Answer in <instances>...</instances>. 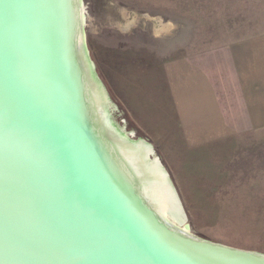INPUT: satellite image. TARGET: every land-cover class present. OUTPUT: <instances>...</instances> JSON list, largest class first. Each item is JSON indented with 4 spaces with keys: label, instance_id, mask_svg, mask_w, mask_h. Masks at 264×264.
<instances>
[{
    "label": "water",
    "instance_id": "1",
    "mask_svg": "<svg viewBox=\"0 0 264 264\" xmlns=\"http://www.w3.org/2000/svg\"><path fill=\"white\" fill-rule=\"evenodd\" d=\"M0 264H264L157 214L89 68L79 0H0Z\"/></svg>",
    "mask_w": 264,
    "mask_h": 264
},
{
    "label": "rangeland",
    "instance_id": "2",
    "mask_svg": "<svg viewBox=\"0 0 264 264\" xmlns=\"http://www.w3.org/2000/svg\"><path fill=\"white\" fill-rule=\"evenodd\" d=\"M82 2L89 59L114 127L152 146L192 235L264 255V127L247 128L244 118L240 128L229 127L235 119L220 120L204 106L202 90L186 87V65L178 64L214 46L264 36V0ZM255 66L264 85V60Z\"/></svg>",
    "mask_w": 264,
    "mask_h": 264
},
{
    "label": "crops",
    "instance_id": "3",
    "mask_svg": "<svg viewBox=\"0 0 264 264\" xmlns=\"http://www.w3.org/2000/svg\"><path fill=\"white\" fill-rule=\"evenodd\" d=\"M179 1L175 0L176 6ZM186 16L194 17V14L187 12ZM259 60H264V36L214 46L208 52L191 55L178 64L186 65V87L196 85L200 88L202 104L218 113L220 120L226 122L227 114H230V118L235 119L229 125L231 128H240L238 121L245 122L244 119L245 127L259 128L264 127V116L259 119L257 115L264 114V85L259 83L258 67L255 66ZM201 63L213 70L207 73L206 68L197 69L195 65ZM238 114H242L241 119Z\"/></svg>",
    "mask_w": 264,
    "mask_h": 264
},
{
    "label": "bare ground",
    "instance_id": "4",
    "mask_svg": "<svg viewBox=\"0 0 264 264\" xmlns=\"http://www.w3.org/2000/svg\"><path fill=\"white\" fill-rule=\"evenodd\" d=\"M80 4V31H81V41L83 44L84 52L86 55V59L89 65V68L95 77L105 99V109L108 118L110 119V115L108 109L111 106L110 99L108 97L107 91L105 90L102 83L98 80L94 70V64L92 63V59H89L88 48L86 46L85 40V24H86V12L85 6L82 0H79ZM112 123V122H111ZM114 123V122H113ZM114 126V125H113ZM116 129V128H115ZM117 130V129H116ZM117 132L125 139L128 144L136 145L139 147L140 152L146 162V165L149 169L151 180L153 183L154 191H155V202L157 214L164 218L166 221L171 223L176 228L191 234L189 227L186 223V216L183 210L182 205L178 202V195L176 194V190L174 189L169 176H167V172L163 169L161 162L157 161V157L154 155V151L152 146L143 139H135L132 140L129 136L125 134ZM166 172V173H165ZM177 195V196H176ZM180 200V199H179ZM192 235V234H191ZM194 236V235H193ZM200 239V238H199ZM203 240V239H201Z\"/></svg>",
    "mask_w": 264,
    "mask_h": 264
},
{
    "label": "trees",
    "instance_id": "5",
    "mask_svg": "<svg viewBox=\"0 0 264 264\" xmlns=\"http://www.w3.org/2000/svg\"><path fill=\"white\" fill-rule=\"evenodd\" d=\"M108 90H109V92L111 93L110 89H108ZM110 96H111L112 99L117 103V101H116V99L114 98V96L112 95V93L110 94ZM126 120L131 124L130 119H129L128 117H126ZM137 131H138V133H140V134L142 135V133H141L139 130H137Z\"/></svg>",
    "mask_w": 264,
    "mask_h": 264
}]
</instances>
